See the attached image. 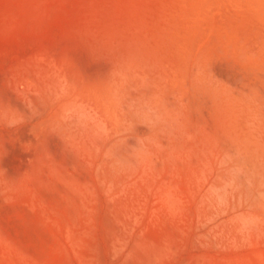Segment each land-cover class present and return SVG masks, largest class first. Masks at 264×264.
<instances>
[{
	"label": "rangeland",
	"instance_id": "1",
	"mask_svg": "<svg viewBox=\"0 0 264 264\" xmlns=\"http://www.w3.org/2000/svg\"><path fill=\"white\" fill-rule=\"evenodd\" d=\"M0 264H264V0H0Z\"/></svg>",
	"mask_w": 264,
	"mask_h": 264
}]
</instances>
